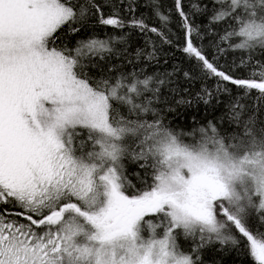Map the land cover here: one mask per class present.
I'll use <instances>...</instances> for the list:
<instances>
[{"label": "snow or ice", "instance_id": "snow-or-ice-1", "mask_svg": "<svg viewBox=\"0 0 264 264\" xmlns=\"http://www.w3.org/2000/svg\"><path fill=\"white\" fill-rule=\"evenodd\" d=\"M136 3L0 0V264H204L214 242L264 264V232L250 227L253 216L264 225V0H201L188 12L175 0L181 50L216 79L196 99L215 106L228 95L232 133L213 120L188 132L166 124L159 105L168 81L143 68L98 78L84 71L119 55L117 45L126 53L133 31L173 43L136 15ZM149 4L167 24L158 0ZM88 21L90 35L71 48L57 43L60 31L79 35ZM97 25L112 34L98 35ZM206 35H219L217 52L226 42L243 53L239 64L224 70L209 58ZM148 43L137 59L156 58ZM126 161L142 170L132 173L140 187Z\"/></svg>", "mask_w": 264, "mask_h": 264}, {"label": "trees", "instance_id": "trees-1", "mask_svg": "<svg viewBox=\"0 0 264 264\" xmlns=\"http://www.w3.org/2000/svg\"><path fill=\"white\" fill-rule=\"evenodd\" d=\"M81 3L84 0H80ZM98 3H104V0H97ZM201 0H182V6L186 12L191 10L193 3H200ZM207 2V0H204ZM159 11L169 16V21L164 24L160 21L159 17L155 15L153 7L149 4V0H137L136 3V15L141 13L145 15L146 23L150 26L160 28L162 31L169 35V38L173 40L171 45L162 43L161 39L155 34L148 32L141 34L140 32L133 31L130 37V46L127 52L122 51V46L117 45L118 49H121L119 55H112L107 61L101 62V67L84 69L92 77L98 78L101 74L104 76L115 75L118 72H129L133 70V66L137 70L143 68L147 75H159L160 78L168 81L161 87V101L159 105L163 109L162 115L164 116V122L175 128L177 131H191L192 128L198 127L200 124H206L208 120H213L218 124L222 131L226 130L227 133L238 131L234 125H231L227 120V102L229 96L222 94L219 99L222 103L216 105L213 101V105H205L202 101H197V93L202 94L203 88L214 90L216 79L204 76L201 70L197 67V63L194 59H190L181 50L184 45V32L181 27V18L175 8V0H158ZM105 12L110 9L105 8ZM194 20L196 24L206 23V17L199 14H194ZM94 21H88L84 25L79 35H72L67 32V29L60 31L58 35L61 37V42L67 43L68 47H73L75 41L86 35L91 34V29L88 27ZM223 26L216 29V31L222 34ZM203 30V29H202ZM127 31V29H125ZM95 32L104 36L105 34L111 35V28H104L99 25L96 26ZM148 41L154 42L157 49V56L153 60H146L144 55H141L139 59L136 58V49L145 50L147 52L152 50V44ZM219 41V35H206L202 41L205 51L209 58L213 56L217 57V63L223 66L224 70L230 69L233 66V62L239 64V60L243 53L239 51H232L228 48L226 42H221L220 47L224 48V52H217L215 47H212V43ZM257 59H261L259 53L256 56ZM131 61V63H129ZM113 68V72H109V68ZM187 71L191 74V79L184 77V72ZM171 75H165V74ZM237 76H247V71L243 69H237ZM230 87H232L230 85ZM174 90V91H173ZM235 94V89L233 88ZM256 93L253 92V96ZM188 100L191 104H178V100ZM251 106L252 100L246 101ZM173 109L169 111L168 109ZM251 108H249V115H251ZM195 117V122L193 121ZM150 118V117H149ZM223 118V124H220V120ZM247 119V116L244 117ZM258 121H264V109L257 114ZM258 127L264 126V124L257 125ZM126 170L129 174V179L137 186L140 187L139 180L136 179L132 173L140 171L143 176L142 170L139 166L126 161ZM148 182L151 183V170L146 177ZM250 227L253 229L259 228L261 232H264V225H261L259 221L253 216L250 220ZM180 245L185 251L190 250L191 241L185 240L182 236L179 241ZM202 259L204 264H255L245 252L237 251L230 245H221L219 242H214L205 248L202 252Z\"/></svg>", "mask_w": 264, "mask_h": 264}, {"label": "rangeland", "instance_id": "rangeland-1", "mask_svg": "<svg viewBox=\"0 0 264 264\" xmlns=\"http://www.w3.org/2000/svg\"><path fill=\"white\" fill-rule=\"evenodd\" d=\"M147 234V233H146Z\"/></svg>", "mask_w": 264, "mask_h": 264}]
</instances>
